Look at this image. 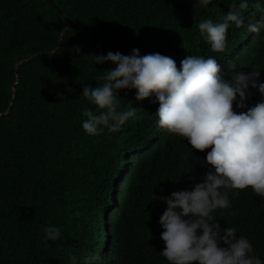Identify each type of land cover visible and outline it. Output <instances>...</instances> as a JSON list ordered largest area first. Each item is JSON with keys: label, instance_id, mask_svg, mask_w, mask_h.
I'll return each instance as SVG.
<instances>
[{"label": "trees", "instance_id": "1", "mask_svg": "<svg viewBox=\"0 0 264 264\" xmlns=\"http://www.w3.org/2000/svg\"><path fill=\"white\" fill-rule=\"evenodd\" d=\"M53 1L68 27L49 0H0V264H70V256L83 264L91 253L93 264H169L159 252L162 196L202 181L208 149L158 127L155 97L136 100L127 88L117 90L119 107L131 101L139 118L85 134L82 109L94 106L79 94L114 66L87 55L135 47L167 55L177 68L185 55H212L264 81V28L255 34L245 26L264 12L249 0L245 24L226 29L225 50L216 54L196 24L221 18L226 0ZM249 91L251 106L260 95ZM229 200L231 209L213 218L246 235L264 264V200L250 186ZM46 224L60 227L57 240L41 239Z\"/></svg>", "mask_w": 264, "mask_h": 264}, {"label": "clouds", "instance_id": "2", "mask_svg": "<svg viewBox=\"0 0 264 264\" xmlns=\"http://www.w3.org/2000/svg\"><path fill=\"white\" fill-rule=\"evenodd\" d=\"M198 3L208 6L210 0ZM226 4L228 10L221 18H203L196 24L208 49L216 54L225 50L226 29L245 24L242 10L249 0H226ZM253 7L264 12L260 0H253ZM245 26L249 32L259 33L264 15ZM87 56L95 64L110 61L114 66L104 71L102 82L83 85L79 94L94 106L82 109L80 125L85 134L114 132L126 121L139 118L131 101L130 107H119L117 90L127 88L135 89L136 100L155 97L158 127L187 138L191 148L208 149L202 161L208 170L201 182L159 197L166 204L158 218L164 242L160 255L169 264H262L246 235L237 234L235 226L221 227L213 218L214 210L231 209L229 193L236 197L247 186L264 200V81L257 79L259 71H242L233 59L222 67L212 55H185L177 68L169 56L159 52L140 55L135 47L129 54L109 50ZM250 88L260 98L248 106ZM233 102L236 109L245 110L235 111ZM42 232V240L55 241L60 227L46 224ZM97 259L91 253L83 257V264ZM69 262L76 264V257L70 256Z\"/></svg>", "mask_w": 264, "mask_h": 264}, {"label": "water", "instance_id": "3", "mask_svg": "<svg viewBox=\"0 0 264 264\" xmlns=\"http://www.w3.org/2000/svg\"><path fill=\"white\" fill-rule=\"evenodd\" d=\"M51 3H52V5L54 6V8L57 10V12L60 14V16L61 17H63L64 18V20L67 22V27H68V25H69V21H68V19H67V17H66V15H65V13L62 11V9L53 1V0H49ZM27 59H24V60H22V61H20L19 63H21V62H23V61H26ZM17 65L15 66V69L17 70Z\"/></svg>", "mask_w": 264, "mask_h": 264}]
</instances>
